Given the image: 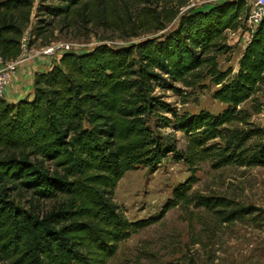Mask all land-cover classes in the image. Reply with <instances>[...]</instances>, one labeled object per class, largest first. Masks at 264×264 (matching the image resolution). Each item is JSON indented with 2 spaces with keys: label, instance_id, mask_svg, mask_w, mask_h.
<instances>
[{
  "label": "trees",
  "instance_id": "16d2710c",
  "mask_svg": "<svg viewBox=\"0 0 264 264\" xmlns=\"http://www.w3.org/2000/svg\"><path fill=\"white\" fill-rule=\"evenodd\" d=\"M33 1H0L4 60L20 55ZM46 1L37 12L79 17L81 10L80 16L93 15L102 27H117L108 15H118L120 0ZM186 3L156 0L157 10H140L134 36L148 23L156 35L118 48L99 44L64 52L47 71L34 75L27 97L14 103L0 99V263L107 264L120 243L157 222L127 220L113 198L118 182L129 171L157 167L168 154L190 168L206 161L216 169L264 165V143L247 153L248 134L228 130L233 123L246 124L237 108L264 82V21L231 75L230 69H218L217 57L224 50L223 33L238 29L246 15L245 1L180 13ZM175 20L176 26L165 32ZM203 77L218 86L213 98L227 106L219 115L178 114L155 94L156 89L179 93L176 84L190 88ZM158 128L182 133L185 149L178 150L174 139L165 140ZM216 139L225 142L223 148L208 145ZM190 186L180 184L163 212L187 201ZM25 195L27 210L16 199ZM196 201L205 208L231 207L221 198L199 196ZM40 202L50 205L42 211L36 207ZM256 211L237 207L226 220Z\"/></svg>",
  "mask_w": 264,
  "mask_h": 264
},
{
  "label": "rangeland",
  "instance_id": "374dc122",
  "mask_svg": "<svg viewBox=\"0 0 264 264\" xmlns=\"http://www.w3.org/2000/svg\"><path fill=\"white\" fill-rule=\"evenodd\" d=\"M120 1L118 15L112 17L117 12L108 15L117 27L108 26L107 29L96 22L93 15L88 18L80 16L81 10L79 17L77 14L52 16L39 13L36 8L41 5V0H34L27 26L32 41L30 46L36 51L51 42L63 43L73 50H86L99 44L118 48L156 35L149 23H145L146 26L139 28L138 35L134 36L135 27H140L136 19L140 10H157L156 0ZM42 3L56 4L51 0ZM212 3V0H187L180 13L192 8L205 9ZM171 5L174 6L175 2ZM176 24L177 20L168 24L165 32ZM247 30L241 19L238 29L223 33L220 44L224 50L217 57L220 71L230 69L231 75L237 72L238 60L248 43L244 33ZM47 63L44 60V64ZM176 87L179 93L156 89L155 94L178 114L195 115L205 111L216 116L227 108L213 98L218 86L209 77H203L190 88L181 84ZM237 110L242 111L240 117L245 118L246 124L233 123L228 130L238 135L248 134L250 139L244 149L247 153L253 152L258 143H264V82ZM160 114L171 117L167 113ZM150 126L154 128L153 120ZM158 130L165 140L174 139L178 150L185 149L182 133L169 128ZM213 143L222 148L225 145L218 139L208 145ZM184 182L191 185L187 201L163 212L173 191ZM199 196L221 198L231 207L211 209L198 206L196 198ZM113 198L128 221L157 218V222L139 229L120 243L116 255L107 264H264V165L232 164L216 169L206 161L190 168L183 161L175 162L173 155L168 154L153 169L140 167L127 172L118 182ZM16 199L20 207L27 210L28 195ZM49 205L50 202H40L36 207L43 211ZM237 207H255L258 211L226 220L228 213Z\"/></svg>",
  "mask_w": 264,
  "mask_h": 264
},
{
  "label": "built area",
  "instance_id": "2783aa9c",
  "mask_svg": "<svg viewBox=\"0 0 264 264\" xmlns=\"http://www.w3.org/2000/svg\"><path fill=\"white\" fill-rule=\"evenodd\" d=\"M227 0H212L213 3H219ZM247 6V13L243 16L242 22L248 28L245 33L247 42L251 38L254 29L264 21V0H244ZM34 38V37H33ZM30 35L26 30L20 42V55L13 60H4L0 56V99H4L6 89L10 85L11 76L15 73L17 68L34 59L42 67H50L55 59H57L64 52H74L68 45L59 42H51L41 47L38 51L33 50L29 44ZM44 60L48 63L44 64ZM264 114V111L262 112Z\"/></svg>",
  "mask_w": 264,
  "mask_h": 264
},
{
  "label": "crops",
  "instance_id": "0c3cea01",
  "mask_svg": "<svg viewBox=\"0 0 264 264\" xmlns=\"http://www.w3.org/2000/svg\"><path fill=\"white\" fill-rule=\"evenodd\" d=\"M47 62V61H46ZM50 67H42L37 59L20 65L11 76L10 85L6 89L4 100L14 103L32 92V82L36 73L47 71Z\"/></svg>",
  "mask_w": 264,
  "mask_h": 264
}]
</instances>
